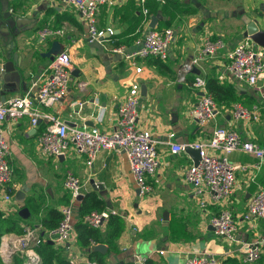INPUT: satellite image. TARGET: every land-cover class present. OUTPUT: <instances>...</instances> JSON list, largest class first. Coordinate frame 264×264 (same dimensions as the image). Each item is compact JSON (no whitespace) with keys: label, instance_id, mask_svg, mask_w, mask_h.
<instances>
[{"label":"crops","instance_id":"crops-1","mask_svg":"<svg viewBox=\"0 0 264 264\" xmlns=\"http://www.w3.org/2000/svg\"><path fill=\"white\" fill-rule=\"evenodd\" d=\"M183 2L189 7L190 14L178 16L168 28L174 32L168 59H137L132 64L122 54L114 52L116 40L112 37L120 36L126 30L123 16L130 3L135 5L132 13L139 14L138 10L144 4L141 5L139 0H114L99 8L97 29H112L114 32L102 43L91 40L82 19L71 8L52 0H0V16L5 11L10 13L0 21V67L3 66L0 99L8 101L26 95L35 99L42 76L51 64L47 54L55 49L67 52L72 61L68 94L63 102L45 112L55 115L70 128L96 127L109 132L115 127L117 105L123 96L132 87H138L141 94V87H145V97L140 95L138 124L149 130L157 141L159 159V167L149 179L152 192L142 196L137 193L124 155L103 151L91 168L86 166L85 158L74 151L62 160L45 158L37 146V137L47 126L45 121H39L36 127L30 125L27 117L6 123L8 160L13 172L9 185L12 201L4 202L0 196V237L20 235L30 228L42 234L49 230L40 223L47 212L53 209L60 214V209L68 205L73 207L75 226L85 195L95 193L104 201L105 209L114 211L124 221V231L116 241V248L102 244L105 249L99 254L103 264H139L138 259L144 261L143 264H185L190 256L203 254L212 255L221 263L234 258L240 264H246L241 245H228L210 228L209 219L218 212V207L207 202V208L200 209L184 179V170L193 162L186 153L173 155L169 152L168 135L173 134L172 142L185 145L204 141L215 127H224L236 131L242 140L264 147V103L255 90L236 83L226 71V55L246 40L241 18L248 16L264 30V0ZM130 11L127 9L128 13ZM206 15L210 17L204 19ZM150 18L148 24L141 27L142 33L150 29ZM45 27L61 30L62 34L54 39H41L38 32ZM205 36L220 38L223 49L202 60L186 75L184 83H177L179 69L197 55ZM133 42L124 46L126 52L135 49ZM14 57L15 69L6 73L4 64L12 62ZM211 77H216L220 84L231 85L236 92L253 100L249 107L236 103L230 108L218 109L214 119L201 127L187 115L200 95L192 83L196 78L206 81ZM260 84L264 86V78ZM77 102H83V105L74 104ZM234 105L247 109L258 106L259 119L234 120ZM101 114L102 120L98 122L96 117ZM229 161L238 165L257 163L254 157L242 152L232 153ZM67 173L83 182L78 201L73 202L62 187ZM235 177L234 193L225 206L234 215H239L245 210L248 199L264 184V159L258 170L251 167L245 172L237 171ZM98 186L102 189H96ZM23 209L26 212L21 216L19 212ZM164 212H168L166 222L162 220ZM105 228L106 224L98 230L103 233ZM173 230L177 235H172ZM258 235L264 237V219L255 225L243 223L237 238L244 244L253 242ZM76 237L74 229L70 252L88 259L86 252L77 245ZM52 246L66 263L67 253L63 248ZM93 247L95 245L91 250ZM14 258L20 256L15 255L11 262ZM251 264H264V250L260 259Z\"/></svg>","mask_w":264,"mask_h":264},{"label":"built area","instance_id":"built-area-1","mask_svg":"<svg viewBox=\"0 0 264 264\" xmlns=\"http://www.w3.org/2000/svg\"><path fill=\"white\" fill-rule=\"evenodd\" d=\"M64 7L73 9L86 26L88 36L92 41L102 43L108 36H112V29L98 30L96 25L99 8L114 0H52ZM145 0H139L142 5ZM163 4L165 0H155ZM183 2L184 0H178ZM146 15V10H143ZM148 21L144 23L147 25ZM62 34L61 30L48 27L41 29L38 36L41 39L56 38ZM174 40L172 29L162 32L148 29L145 33L139 31L133 42L135 49L126 52L124 46L114 49L115 53L122 54L126 61L134 64L137 59L155 58L166 61L169 56L170 46ZM224 43L220 38L211 39L205 36L200 44L197 55L184 63L176 75L177 83H184L186 75L192 72L198 64L207 57L215 55L223 49ZM228 64L226 71L231 74L236 83H242L255 90L259 99L264 103V86L260 84L264 78V48L258 47L251 40H243L226 55ZM72 61L67 52H60L54 56L48 71L43 74L37 88L35 99L30 96L12 98L8 101L0 99V196L4 202L12 201L9 185L12 180V169L9 164V146L5 137L6 123H15L23 117L29 119L32 127L39 121L47 123L46 128L37 137L39 152L45 158L58 159L74 151L85 158V164L91 168L98 155L103 151H110L124 155L129 165L130 174L134 185L142 196L149 195L152 187L149 179L159 167L157 141L149 130L143 129L138 124L139 104L141 99L138 87H132L123 96L117 105L116 123L112 131H101L96 127L70 128L55 115L45 112L54 105L60 104L66 98L71 81ZM219 80H223L219 77ZM192 86L200 92L198 101L191 106L188 117L198 126H205L213 120L218 108L212 96L206 90L205 81L196 78ZM79 106L83 102H77ZM234 120L259 119V107L251 109L234 105L232 109ZM102 120V114L96 117ZM169 152L173 155L184 154L186 147L200 152V161L197 166L193 164L184 170V179L197 200L200 209L207 208V202L218 207V212L212 215L209 223L215 235L228 245L240 244L243 262L251 264L257 262L264 250V237L256 236L251 243L241 244L237 233L243 223L255 225L264 219V184L248 199L245 210L239 215H234L226 206V202L233 195L237 171H248L249 168L259 169L264 159V147L244 141L240 135L229 128L215 127L208 139L191 144H176L172 142L173 134L168 135ZM235 152H242L257 160L255 165H238L229 161V156ZM62 187L69 194L73 202L78 201L82 194L83 182L71 173L63 179ZM110 214L114 211L91 212L85 215L82 223L99 229L106 224ZM61 220L54 229L38 233L36 229H25L20 235H5L1 238L0 257L5 264L12 258L21 254L27 258L26 264H38L41 261L37 250L51 242L52 245L63 248L67 253L66 264H97L79 254L70 252V243L74 233V211L71 205L60 209ZM31 253V254H30ZM160 254H163L160 251ZM139 264L144 261L139 260ZM185 264H222L220 259L212 255L190 256Z\"/></svg>","mask_w":264,"mask_h":264},{"label":"trees","instance_id":"trees-1","mask_svg":"<svg viewBox=\"0 0 264 264\" xmlns=\"http://www.w3.org/2000/svg\"><path fill=\"white\" fill-rule=\"evenodd\" d=\"M135 8L133 3L128 5L126 13L123 16V22L126 23L127 28L120 36L112 37L116 40L114 47L130 45L134 39L138 36L141 27L148 20L150 16L157 14L162 15L161 20L156 31L162 32L172 26L178 16L183 14H190V9L184 2L178 0H165L163 4L156 2L155 0H146L142 9L138 10L139 14H133L132 9ZM127 9H131L128 13ZM143 10H146L147 14H143ZM137 12V11H136ZM157 60V59H156ZM206 90L212 96L218 109L230 108L233 104L239 103L244 107L251 105L253 98H249L242 93L236 92V90L226 83L220 84L216 77L206 79ZM105 203L95 193L86 194L81 205L79 207V220L74 226L77 233L76 241L77 245L86 252L87 257L91 261H95L97 264H103V258L98 251L91 250L93 245L105 244L111 249L116 248V241L124 231V221L118 214H110L106 221L105 231L102 233L98 229H93L84 223L82 218L91 212H103L105 209ZM61 220V215L57 210H49L44 218L40 220L44 229H54ZM172 235H177L176 230L172 231ZM41 257V264H66L62 258L61 253L54 250L53 246L45 243L37 250ZM146 264V263H144ZM222 264H240L234 258H227Z\"/></svg>","mask_w":264,"mask_h":264},{"label":"water","instance_id":"water-1","mask_svg":"<svg viewBox=\"0 0 264 264\" xmlns=\"http://www.w3.org/2000/svg\"><path fill=\"white\" fill-rule=\"evenodd\" d=\"M6 14H7V16H6ZM8 16H10V13L5 11V13L0 16V21H1L2 17H8ZM160 20H162V17L160 14L151 16L150 22H149V28L155 29L157 23ZM241 21H242L243 25L245 26V31L243 32V37L251 40L258 47L264 48V30H261L258 27V25L253 20H251L248 16L244 15L241 18ZM6 28H7V26H6ZM5 30H7V29H5ZM60 52H61V50H57V49L51 50L47 54V57H49L50 61H52L54 58V55L56 56ZM15 62H16V59L14 57L12 62H7L4 64V70L6 71V73L13 72V70L15 69ZM0 71H3V66L0 67ZM74 75H76V74H74ZM141 95L143 97H145V95H146L145 87H141ZM185 152L191 158L193 165L197 166L199 161H200V152L198 150H193L190 147H186ZM59 159L62 160L63 157H60ZM90 183L93 186H95V183L93 180H91ZM98 188L100 190L102 189V187H99V186L96 187V189H98ZM137 193H139L138 190H137ZM25 212H26V210L23 209L19 212V214L21 216H23L25 214ZM162 220L165 222L168 220V212L163 213ZM210 228L214 231V229L212 227H210ZM49 244H52V243L49 242ZM104 249L105 248L102 245H96L95 247H93V251H98V252H102V251H104Z\"/></svg>","mask_w":264,"mask_h":264},{"label":"rangeland","instance_id":"rangeland-1","mask_svg":"<svg viewBox=\"0 0 264 264\" xmlns=\"http://www.w3.org/2000/svg\"><path fill=\"white\" fill-rule=\"evenodd\" d=\"M225 15H226V13H224V17H225ZM218 16H220V15H218ZM209 17H210L209 15H206L204 19H206V18L208 19ZM212 18L217 19L216 15H212ZM92 46H94V45H92ZM195 206H196V204H195ZM1 238H2V236L0 237V243H1ZM18 255L20 256V258H16V259L14 258V260L10 264H26L27 258L25 256H22L21 254H18ZM41 263H42V261H40L38 264H41ZM0 264H5L2 261L1 257H0Z\"/></svg>","mask_w":264,"mask_h":264},{"label":"bare ground","instance_id":"bare-ground-1","mask_svg":"<svg viewBox=\"0 0 264 264\" xmlns=\"http://www.w3.org/2000/svg\"><path fill=\"white\" fill-rule=\"evenodd\" d=\"M31 254V253H30Z\"/></svg>","mask_w":264,"mask_h":264}]
</instances>
